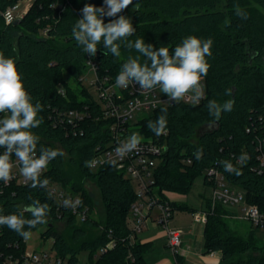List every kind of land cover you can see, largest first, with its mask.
<instances>
[{
	"label": "trees",
	"instance_id": "16d2710c",
	"mask_svg": "<svg viewBox=\"0 0 264 264\" xmlns=\"http://www.w3.org/2000/svg\"><path fill=\"white\" fill-rule=\"evenodd\" d=\"M18 1L0 0V53L16 61L33 102L42 106L39 116L43 123L33 129L40 137L38 150L42 145L65 153L49 163L41 179L78 195L89 215L78 222L67 208L48 196L46 188L33 189L28 184H0V215L24 211L33 200H39L49 205L48 222L30 231L44 227L41 236L53 240L55 255L68 264H147L146 246L129 239L130 206L136 199L133 183L115 166L85 167V162L109 142L112 120L101 116L97 102L79 81L87 70L88 58L96 62L99 76L116 79L128 56L139 53L122 46L119 58L104 55L101 42L93 57L72 37V27L82 18L85 4L101 7L104 0H33L18 24H6L2 12ZM237 5L247 13V20L234 14ZM119 15L130 18L136 28L130 40L142 38L156 49L169 48L170 54L190 35L213 41L212 55L207 57L210 69L203 80L205 99L199 105L179 102L159 106L127 124L129 134L151 137L162 146L154 168L153 191L161 201H167L164 191L184 194L197 176L210 186L207 171L214 167L228 184L243 192L246 203L264 214V169L261 174L254 170L256 146L264 150V0H133ZM115 18L118 16L104 17V22ZM43 29L47 30L45 35L41 34ZM140 60L145 62L142 56ZM58 87L63 88L64 96ZM213 99L220 104L234 100L233 110L222 112L215 121L206 108L207 101ZM165 108L167 131L156 136L147 124ZM70 109L87 112L76 134L58 116ZM199 128L202 130L198 132ZM198 149L203 150L199 160L193 155ZM242 153L249 159L238 165ZM224 161H230L241 174L225 171ZM87 179L93 180L99 191L104 211L101 223L91 216L93 206L83 187ZM168 203L172 211L196 212L186 205ZM209 204L203 230L205 252H218V264H264V241L258 240L257 228L250 229L246 238L232 234L223 221L230 215L226 207L216 204L211 210ZM24 214L31 218L30 213ZM57 222H64L70 230L71 243L53 229ZM87 225L96 230L94 235L87 231ZM109 241L113 247L98 252ZM25 251V240L7 226H0V264L19 260ZM82 253L86 254L85 261H81Z\"/></svg>",
	"mask_w": 264,
	"mask_h": 264
},
{
	"label": "clouds",
	"instance_id": "9594fccd",
	"mask_svg": "<svg viewBox=\"0 0 264 264\" xmlns=\"http://www.w3.org/2000/svg\"><path fill=\"white\" fill-rule=\"evenodd\" d=\"M133 0H104L103 6L96 7L85 4L81 10L82 18L77 19L72 27L71 35L87 55L95 56L98 45L103 43L106 49L104 55L111 54L119 58L121 47L129 51L134 50L138 56L129 55L122 63L116 76L115 87L128 88L129 85L138 84L145 92L156 88L166 94L167 97L179 103L189 102L199 105L205 99L204 78L207 76L210 64L207 57L212 55V39H201L195 35L187 36L182 43L174 48L170 54L169 48H154L145 43L142 38L130 40L136 28L130 18L119 15L127 9ZM237 17L247 20V13L239 7L235 8ZM105 23L104 17L114 18ZM145 58L141 63L140 57ZM227 94V93H226ZM234 100H226L223 104L216 100H208L206 108L209 115L218 121L222 112H231ZM42 106L39 101L33 102V97L25 88L24 81L16 61L5 57L0 53V181L7 185L14 179V168L19 165V174L24 182L31 188H47L48 179H41L49 163L57 157H63L65 153L56 148L40 146V137L33 132L43 123L39 113ZM155 121H149L147 127L156 136H161L167 131V109ZM143 137L138 133H132L126 139L119 142L115 149V156L122 160L129 153L137 151ZM203 150L198 149L193 153L197 160L202 158ZM249 159L246 153H242L237 160L243 164ZM109 163L116 166L117 160H100L93 158L85 162V167L95 168L98 164ZM224 170L240 175L241 172L230 161L223 162ZM51 196L52 193L50 192ZM82 201L65 198L62 206L75 210ZM25 211L31 214L30 219L25 218ZM49 213V205L33 200L24 211L8 215H0V226H7L24 240L30 239L31 229L38 225L46 224ZM26 228L28 230H26Z\"/></svg>",
	"mask_w": 264,
	"mask_h": 264
},
{
	"label": "built area",
	"instance_id": "2783aa9c",
	"mask_svg": "<svg viewBox=\"0 0 264 264\" xmlns=\"http://www.w3.org/2000/svg\"><path fill=\"white\" fill-rule=\"evenodd\" d=\"M31 3L33 0H28ZM19 2V1H18ZM18 2L10 6L2 12L3 20L6 24L14 23L16 19H22L26 14L28 8L20 9ZM46 29L41 31L45 35ZM87 70L84 75L79 78L81 85L84 87V81L87 80V73L91 72L94 78L90 81L93 90L97 93L94 100L100 108L101 116L104 119H111L112 123L109 126V142L100 150L93 158L100 160L116 159V169L121 171L133 183L135 201L130 206L129 219V239L133 240L138 234L151 214L154 213L155 223L165 232L167 237L168 247L173 255L178 253L181 243V231L171 227L172 209L168 201H161L159 196L153 191L154 183V168L161 156L163 149L155 139L151 137H143L141 145L137 151L129 153L125 158L120 160L115 156V149L119 142L126 139L129 134L127 124H130L136 118L156 109L159 106H170L175 104L166 94H163L159 88L150 92H145L139 88L138 84L129 85L128 88L115 87V80L108 76H99L96 62L92 58L86 60ZM58 93L62 96L65 92L62 87H58ZM183 103L190 104L186 101ZM62 121L70 125L73 129V134H76L81 121L87 116L84 110L70 109L65 110L58 115ZM3 149H0L2 152ZM92 158V159H93ZM255 159L257 161L255 171L261 174L264 169V150L258 144L256 146ZM12 160L17 164L14 168V179L7 185L13 184L17 186L26 185L23 177L19 174V165L16 158L13 156ZM189 162V161H187ZM237 163V162H236ZM111 165L109 163L98 164L95 168L102 165ZM238 164V163H237ZM240 165V164H238ZM94 169V168H91ZM208 182L211 187V207L216 204H221L226 208L234 207V214L231 218H239L250 222L254 228H260L264 231V214L261 213L257 206L248 204L244 200V194L241 190L232 189L228 186L224 176L214 167L207 171ZM0 184L5 185L2 181ZM48 196H50L55 203L62 206V200L71 198L72 200L80 199L78 195L70 194L62 187L49 184L46 188ZM67 210L75 216L78 222H84L88 215L89 209L86 205L80 204L75 210L67 208ZM239 213L241 215L239 216ZM207 213L205 211L193 213V218L201 223H205ZM128 223V224H129ZM51 239V238H50ZM53 241V240H52ZM113 241H109L106 246L99 249L98 252L103 253L106 249L113 247ZM209 253H213L212 251ZM12 263L16 264H68L66 259L55 255L52 248L48 251L25 252L19 260ZM76 264H81L78 262Z\"/></svg>",
	"mask_w": 264,
	"mask_h": 264
},
{
	"label": "crops",
	"instance_id": "0c3cea01",
	"mask_svg": "<svg viewBox=\"0 0 264 264\" xmlns=\"http://www.w3.org/2000/svg\"><path fill=\"white\" fill-rule=\"evenodd\" d=\"M180 195V194H179ZM178 193L164 191L165 199L174 204L188 206L183 199H179ZM200 206L196 212L205 211L210 199L201 197ZM178 211V213H177ZM182 212V213H181ZM182 214V215H181ZM130 226V224H128ZM171 227L181 231V243L178 253L173 255L167 244L165 232L155 223L154 213L147 219L143 229L135 235V240L146 246L145 261L147 264H218L220 254L218 252H205L204 247V223L193 218V213L185 210H174L170 223Z\"/></svg>",
	"mask_w": 264,
	"mask_h": 264
},
{
	"label": "rangeland",
	"instance_id": "374dc122",
	"mask_svg": "<svg viewBox=\"0 0 264 264\" xmlns=\"http://www.w3.org/2000/svg\"><path fill=\"white\" fill-rule=\"evenodd\" d=\"M30 3L31 2L28 0H20L18 2V5H19L20 9H24L27 6H29ZM84 77L87 78V80L84 81V88L90 93V95L93 98H96L97 93L93 90L92 85H90V81L94 78V75L91 72H89ZM66 79L69 83H72L70 78L66 77ZM72 86H73V83H72ZM201 130H202V128H199L197 131L199 132ZM66 170L71 171V168L69 166H67ZM228 186L232 189L239 190L238 187L231 186L230 184H228ZM83 187H84V190H85L86 194L88 195L90 202L93 206L91 216H92L93 220L101 223L103 221V212L104 211H103V206H102V202L100 199V195H99V191L97 189V186L93 180L87 179L83 183ZM211 191H212L211 187L203 183L202 176H197L194 179V181L192 182V185L189 188L188 192H186L184 194H180V195L178 194V195L180 196L179 199H183L181 201H184V203H186L188 206L192 207L193 209H197L200 206V203L202 200L201 197L205 198V199H210ZM210 209L212 210L211 205H210ZM234 209L237 211V209L234 207L226 208V211H227V213L232 215V214H234L233 213ZM177 213H178V211H177ZM230 215H227V217H223V221L227 225V228L230 230V232L232 234L238 235L242 238H246L248 231L253 228L251 226L250 222L243 220V219H239V218H231ZM240 215H241V213H239V216ZM128 223H129V220H128ZM54 226L55 227L53 229L55 231L59 232L68 242H70L69 239H70L71 232L69 229H67L65 223L64 222H57V223H55ZM43 231H44V227H40L37 230L32 232L30 239L25 240V242H26V251L25 252H33L34 251V252L38 253L40 251H48L50 248H52V243H53L52 239H50V238L47 239L46 237L41 236V233ZM87 231H89V233L91 235H94L96 232V230L93 227H91L90 225H87ZM255 232H256V236H257L258 240L264 241V231L262 229L258 228L255 230ZM81 255H82L81 261H85L86 254L82 253ZM8 264H13V263L9 262Z\"/></svg>",
	"mask_w": 264,
	"mask_h": 264
},
{
	"label": "water",
	"instance_id": "95a60500",
	"mask_svg": "<svg viewBox=\"0 0 264 264\" xmlns=\"http://www.w3.org/2000/svg\"><path fill=\"white\" fill-rule=\"evenodd\" d=\"M19 19H16L15 21H14V24H18L19 23Z\"/></svg>",
	"mask_w": 264,
	"mask_h": 264
}]
</instances>
